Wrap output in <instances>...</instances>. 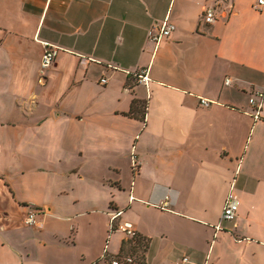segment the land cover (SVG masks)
<instances>
[{
	"label": "crops",
	"instance_id": "crops-1",
	"mask_svg": "<svg viewBox=\"0 0 264 264\" xmlns=\"http://www.w3.org/2000/svg\"><path fill=\"white\" fill-rule=\"evenodd\" d=\"M164 20L175 29L156 46ZM258 92L256 0H0V264L129 256L113 211L146 243L143 264H264ZM229 192L238 212L222 222Z\"/></svg>",
	"mask_w": 264,
	"mask_h": 264
},
{
	"label": "built area",
	"instance_id": "built-area-1",
	"mask_svg": "<svg viewBox=\"0 0 264 264\" xmlns=\"http://www.w3.org/2000/svg\"><path fill=\"white\" fill-rule=\"evenodd\" d=\"M256 7L261 8L264 7V0H256ZM202 20L206 25H211L216 21V8L215 7H209L206 8L202 15ZM175 27L169 23L167 20H164L160 25H154L147 33L148 39L152 41L156 46H158L164 39L168 38L171 33L174 31ZM57 48L46 46L44 53L42 54V57L40 59V73H44L46 70H48L56 57ZM136 77L138 78L140 83H143L145 85L148 84V77L146 72H143L141 74H136ZM101 83H106V79H102ZM230 80L226 79L225 84H229ZM264 92H258L254 96H250L248 102L253 107V115L255 118H258L260 116V110L262 106V99H263ZM201 105L207 106L208 102L202 101ZM132 165H136L135 157H133ZM132 200V198H131ZM238 212V202L233 196L232 192H229V194L226 197V200L224 202L222 214H221V221L222 222H230L233 221L236 218ZM121 211H113L109 214V229L110 232H113L115 229L121 230L128 239L132 240L136 237V232H134L130 225L124 224L118 225L116 222L121 215ZM40 212L36 210H29L24 218V224L28 227H35L39 223L40 218ZM217 229H220V226L218 225L216 227ZM104 259L107 258L106 253H104L103 256ZM187 261L186 258H183L181 263L183 264ZM110 264H135L134 260L129 256H117L113 257L110 260ZM207 264V263H205Z\"/></svg>",
	"mask_w": 264,
	"mask_h": 264
},
{
	"label": "trees",
	"instance_id": "trees-1",
	"mask_svg": "<svg viewBox=\"0 0 264 264\" xmlns=\"http://www.w3.org/2000/svg\"><path fill=\"white\" fill-rule=\"evenodd\" d=\"M133 109L134 108H132V111H133ZM134 110L135 111H133V113H134L133 115H135V116L140 115L142 112V108L141 109L137 108ZM144 111H146V104H145ZM125 243L123 245H126V244L129 245L132 252H134V253L141 252V255L137 258V260H135V263L143 264V253L146 249V243L143 241V238H141V237L137 238V236H136L134 239H132V241H129L126 244Z\"/></svg>",
	"mask_w": 264,
	"mask_h": 264
},
{
	"label": "rangeland",
	"instance_id": "rangeland-1",
	"mask_svg": "<svg viewBox=\"0 0 264 264\" xmlns=\"http://www.w3.org/2000/svg\"><path fill=\"white\" fill-rule=\"evenodd\" d=\"M1 153V152H0ZM2 155V154H1ZM1 158V157H0ZM4 164V162L3 161H1L0 160V165H3ZM141 255V252H139V253H134V252H132V253H130L129 254V257H131L133 260H134V263H135V260H137V258L139 257ZM136 264V263H135Z\"/></svg>",
	"mask_w": 264,
	"mask_h": 264
}]
</instances>
